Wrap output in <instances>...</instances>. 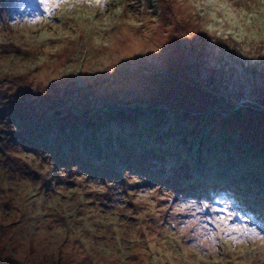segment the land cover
<instances>
[{
	"label": "rangeland",
	"instance_id": "obj_1",
	"mask_svg": "<svg viewBox=\"0 0 264 264\" xmlns=\"http://www.w3.org/2000/svg\"><path fill=\"white\" fill-rule=\"evenodd\" d=\"M44 8L0 0V264H264V242L251 231L264 236V219L244 222L220 198L192 204L172 177L163 186L148 172L193 169L197 158L183 160L196 147L191 134L211 160L237 169L232 153H243L259 170L264 4L232 5L247 13L238 16L243 39L198 0ZM116 118L133 127L121 131ZM135 129L136 150L149 138L160 156L143 155L133 175L118 169L112 181L98 166L100 181L90 168L96 151L113 161L111 143ZM222 138L228 153L209 152ZM70 151L76 157L64 162ZM250 179L264 194L262 176ZM232 226L250 231L232 232L234 242Z\"/></svg>",
	"mask_w": 264,
	"mask_h": 264
},
{
	"label": "trees",
	"instance_id": "obj_2",
	"mask_svg": "<svg viewBox=\"0 0 264 264\" xmlns=\"http://www.w3.org/2000/svg\"><path fill=\"white\" fill-rule=\"evenodd\" d=\"M149 61L150 60H148V62ZM148 62L146 61L145 63L147 64ZM151 62L153 63V61ZM5 112L6 110L0 111L1 114H4ZM117 122L120 124L119 127L121 131L125 130L124 132H126L127 129L133 127V122L131 118L122 119V120L117 119ZM134 131L137 130L135 129ZM134 131L131 135V138L125 142L126 144L123 142V144L120 143L119 145H116L114 142L111 143L112 139L108 141L109 145L111 143V149L115 150V152L117 151V153L114 152V154L110 152L111 155H113L114 158L113 161L110 158H108V156L109 157L111 156L110 154H108V156L105 155V157L108 158V160H106L105 158L99 157L100 152L96 151L98 158L93 157L95 158V163L91 164L90 168L94 169V172L97 173L95 171L96 170L95 168H97L98 166L102 168L106 166L104 170H106V172L110 177V180L112 181L111 179L112 177L117 178V175H119L117 172L118 169L126 168L127 171H129V173L133 175L132 165H135L136 167H141V165L139 164L141 163L143 164L142 161L145 157L143 155H146L148 157H155L157 155L160 156V153L154 150V148L149 149V146H153L149 138L142 140V144H143L142 146H146L145 148H142L140 146L141 150L140 151L136 150L139 148H136L134 140L138 139V137H141L142 135L141 133L143 131L139 130L135 133ZM188 136L190 135L188 134ZM209 136L210 134H208L207 137ZM190 137L194 139L193 143L195 142L196 147L194 148V150L190 152L189 155L186 154L187 156H185L183 160L187 159L188 157L190 158V161L191 159L193 160V158L194 159L197 158L196 160H194L195 163L193 162L194 163V165H192L193 169L188 168L189 170L184 171L182 174H180L179 172L180 170H175L165 164L164 167L160 166V168H157L158 170L152 168L148 171L149 173H151L149 174V176H151L152 180L162 185L165 184L163 186H168V185L172 186L170 184L172 182L169 179L170 177H172L175 186L179 187L178 190H180L181 192H183L182 190H184V192L186 191V193H188L187 194L188 197L192 196V198L194 199L192 204L195 203L198 206L205 205L210 202L215 204L214 201L220 198L221 200H225L226 203L225 206L230 208V212H233L234 209L235 210L234 212L239 213L240 210V212H242V219H244V222L248 223L247 220H249V221H254L256 224L260 223V220L264 219V199L261 200L259 199V197L260 196L264 197V194L261 191L257 192L258 190V189L256 190V188H258L257 186L251 183L250 185L249 182H243V177L247 174L248 177L249 176L251 177L250 180H253L258 176L260 177L261 175L262 179H264V158H259L254 161L256 163L257 162L259 163L258 165L259 170L258 169L256 170L255 168L249 166L248 162H247L248 164L247 163L244 164L243 158H245L244 157L245 155L243 153L233 152L232 153L233 160L239 161L240 165L239 164L237 165L238 166L237 169H232L230 167H227L226 165H223V160L225 158H223L221 161H218V159L211 160V158H208L209 156L206 155L208 153V152L206 153L208 149V145L206 148L204 147L205 148L204 150L200 152L196 151L197 145H199V143L197 142L198 135L191 134ZM219 141L221 142H218V148L216 146H212L211 148H209L210 149L209 152H212L211 150L217 149V151H215L216 154L222 155V152L228 153L226 146H224L223 149L220 148L224 139L223 138L219 139ZM75 145L77 148L80 147V144H78V142ZM185 145H187V143H184V146ZM49 148L51 149V145L49 146ZM108 149L110 150V147H108ZM108 149L107 147L104 149V154ZM71 154L74 156V158L77 155L76 151L74 152L70 151V153L65 152L63 155L66 158L65 160L63 159V161L66 162L67 159H71L72 156ZM204 155H206V157ZM180 156L181 154H178V157ZM203 156L204 158L203 161L201 162V159L199 157H203ZM247 157L251 159L250 155H248ZM109 160H111L112 163L108 164L107 162ZM198 160L200 162H198ZM79 161H82V159H80ZM90 163L91 162L89 158L88 164ZM217 165H219L220 167ZM96 176L100 178V181L103 180L102 174L97 173ZM216 205L217 206L214 207H219L223 204H216Z\"/></svg>",
	"mask_w": 264,
	"mask_h": 264
},
{
	"label": "snow or ice",
	"instance_id": "obj_3",
	"mask_svg": "<svg viewBox=\"0 0 264 264\" xmlns=\"http://www.w3.org/2000/svg\"><path fill=\"white\" fill-rule=\"evenodd\" d=\"M107 2V0H40L41 5H44V10L48 12L50 15L52 13L53 8H59L61 5H67L68 7H73L79 4H86V5H96V6H102ZM244 3L247 4L250 2V0H198V6L200 3L210 6L211 8L216 9V11L223 12L224 19L219 20L218 23L223 25L225 22H227L229 25H232L234 28H239V32H233V30L230 28L229 33L234 35L235 37L239 39H243V36L246 34L244 33L243 27L240 26V22L238 19V16L243 17L247 15V13L241 12L237 14L235 10L232 8V5L235 3ZM260 4H264V0H259ZM212 20L216 21L217 17L215 15V12L211 13ZM42 19V17H36L35 20L32 21V23H35L36 20ZM247 23H251V20L249 19ZM261 24L264 25V21H261ZM209 30H214L209 26ZM221 222L223 223V219H221ZM250 230L247 228L241 229L238 226H232L227 230V235H229L230 239L234 242H239L237 240V237L231 236L230 234L232 232H242L244 235H247V233ZM256 238L260 239L261 242H264V236H261L257 233H255V230H251ZM250 239L252 237H249Z\"/></svg>",
	"mask_w": 264,
	"mask_h": 264
}]
</instances>
